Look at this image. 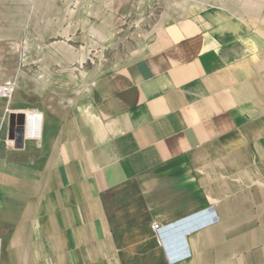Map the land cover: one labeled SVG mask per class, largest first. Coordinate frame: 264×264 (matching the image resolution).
<instances>
[{
	"label": "crops",
	"instance_id": "0c3cea01",
	"mask_svg": "<svg viewBox=\"0 0 264 264\" xmlns=\"http://www.w3.org/2000/svg\"><path fill=\"white\" fill-rule=\"evenodd\" d=\"M211 14L164 21L91 88L51 87L39 138L3 163L19 172L0 190L33 199L0 264H132L147 246L157 264H264V20ZM199 212L216 220L170 262L151 226Z\"/></svg>",
	"mask_w": 264,
	"mask_h": 264
},
{
	"label": "rangeland",
	"instance_id": "374dc122",
	"mask_svg": "<svg viewBox=\"0 0 264 264\" xmlns=\"http://www.w3.org/2000/svg\"><path fill=\"white\" fill-rule=\"evenodd\" d=\"M216 10L232 21L239 13L264 20V0H0V86L14 83L10 99L0 97V184L19 172L3 165L12 164L16 153L9 135L18 126L10 134L9 112L21 107L16 113H41L38 108L54 102L52 86L64 81L71 91L91 88L135 57L164 21ZM30 84L38 86L37 94ZM30 187L0 190V238L12 239L14 223L25 220ZM137 255L132 264H157L151 246L135 249Z\"/></svg>",
	"mask_w": 264,
	"mask_h": 264
},
{
	"label": "water",
	"instance_id": "95a60500",
	"mask_svg": "<svg viewBox=\"0 0 264 264\" xmlns=\"http://www.w3.org/2000/svg\"><path fill=\"white\" fill-rule=\"evenodd\" d=\"M23 114L11 112L8 118V130L11 134V130L14 125L18 126L15 129L14 136L9 135L11 140H14L16 148H21L23 144ZM189 220V221H188ZM205 218L203 213H196L194 215L185 217L173 223L161 226L159 230V241L160 244L170 262H174L180 258L187 256V249L185 243V235L199 227L205 225ZM188 221V223H186ZM178 243H180L181 249L175 255L174 250L177 248Z\"/></svg>",
	"mask_w": 264,
	"mask_h": 264
},
{
	"label": "built area",
	"instance_id": "2783aa9c",
	"mask_svg": "<svg viewBox=\"0 0 264 264\" xmlns=\"http://www.w3.org/2000/svg\"><path fill=\"white\" fill-rule=\"evenodd\" d=\"M13 90H14V83H12V82H6V83H4L3 85L0 86V97L6 98V99H10ZM23 128H24V126H23ZM39 136H40V132H37L36 134L33 135L32 139H37V138H39ZM203 217L206 219L205 222H207V223L210 222V221L216 220L215 215H212V217L210 216V218H209L208 215H206V214L203 213ZM151 228L155 232L156 236L158 237L159 236V233L158 232H159L161 226L154 223L151 226ZM158 239H159V237H158Z\"/></svg>",
	"mask_w": 264,
	"mask_h": 264
},
{
	"label": "bare ground",
	"instance_id": "6f19581e",
	"mask_svg": "<svg viewBox=\"0 0 264 264\" xmlns=\"http://www.w3.org/2000/svg\"><path fill=\"white\" fill-rule=\"evenodd\" d=\"M25 118H26L25 120L23 118L24 120L23 135L32 138L34 134L40 132L41 116L39 113L32 112L30 116L27 115ZM188 221H186V223H188Z\"/></svg>",
	"mask_w": 264,
	"mask_h": 264
}]
</instances>
